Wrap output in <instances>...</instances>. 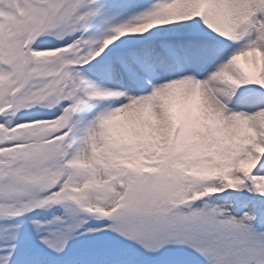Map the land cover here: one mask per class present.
<instances>
[{"label": "snow or ice", "instance_id": "obj_1", "mask_svg": "<svg viewBox=\"0 0 264 264\" xmlns=\"http://www.w3.org/2000/svg\"><path fill=\"white\" fill-rule=\"evenodd\" d=\"M0 264H264V0H0Z\"/></svg>", "mask_w": 264, "mask_h": 264}]
</instances>
